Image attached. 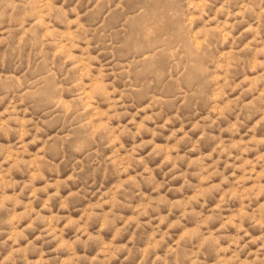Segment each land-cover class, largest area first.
Listing matches in <instances>:
<instances>
[{"label":"rangeland","instance_id":"374dc122","mask_svg":"<svg viewBox=\"0 0 264 264\" xmlns=\"http://www.w3.org/2000/svg\"><path fill=\"white\" fill-rule=\"evenodd\" d=\"M0 264H264V0H0Z\"/></svg>","mask_w":264,"mask_h":264}]
</instances>
